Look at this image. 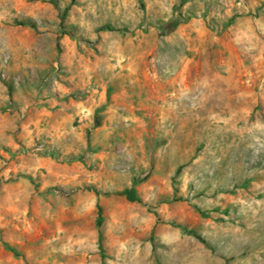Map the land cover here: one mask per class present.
<instances>
[{
	"label": "rangeland",
	"instance_id": "rangeland-1",
	"mask_svg": "<svg viewBox=\"0 0 264 264\" xmlns=\"http://www.w3.org/2000/svg\"><path fill=\"white\" fill-rule=\"evenodd\" d=\"M0 264H264V0H0Z\"/></svg>",
	"mask_w": 264,
	"mask_h": 264
},
{
	"label": "trees",
	"instance_id": "trees-1",
	"mask_svg": "<svg viewBox=\"0 0 264 264\" xmlns=\"http://www.w3.org/2000/svg\"><path fill=\"white\" fill-rule=\"evenodd\" d=\"M135 197H137L136 195H135ZM101 206H99V210L101 211ZM202 214H204L205 215V212L204 211H202ZM100 221V220H99Z\"/></svg>",
	"mask_w": 264,
	"mask_h": 264
}]
</instances>
